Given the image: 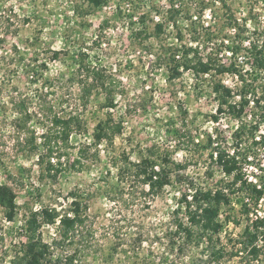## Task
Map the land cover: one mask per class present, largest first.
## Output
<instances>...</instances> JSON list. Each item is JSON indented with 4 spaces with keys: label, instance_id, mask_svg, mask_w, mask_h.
Wrapping results in <instances>:
<instances>
[{
    "label": "rangeland",
    "instance_id": "374dc122",
    "mask_svg": "<svg viewBox=\"0 0 264 264\" xmlns=\"http://www.w3.org/2000/svg\"><path fill=\"white\" fill-rule=\"evenodd\" d=\"M75 4L80 5L79 11ZM6 10L30 15L32 20L0 47V185H12L19 203L13 221L5 218L0 206V264H14L26 241L24 225L30 211L49 207L64 212L73 191L88 213L78 235L69 241L57 235L55 225L44 223L40 228L44 241L52 244L54 257L74 255L69 264H264V233L257 255L240 250L239 242L244 227L264 213V197L256 201L239 185L232 187L229 204L222 205L221 231H196L179 249L183 238L174 234L175 221L183 218L189 223L181 193L230 184L232 178L211 153L218 147L233 151L239 121L229 113L218 114L212 88L218 79L234 85L232 75L196 77L185 70L180 77L168 79L172 47L195 37L203 50L215 46L233 35L231 15L247 23L249 36L255 30L264 32V0H107L95 9L88 0H0V13ZM105 18L108 24L102 29ZM212 31L219 38L208 43L204 35ZM52 50L61 51L58 59H51ZM82 53L88 63L114 74V106L103 108V95L94 92L84 107L76 73ZM23 100L31 115L26 124L20 120ZM49 106L62 115L79 111L88 121L89 131L71 134L69 155L61 159L62 164L56 163V153L42 163L38 157L44 151L49 119L43 113ZM107 112L123 121L122 133L113 143H103L98 156L91 149L83 163L74 166L78 147L92 142L95 125ZM243 115L250 128L256 117L255 133L264 134V111L251 103ZM250 128L239 144L240 151L250 146L240 165L244 179L254 184L250 176L261 181L264 175V147L252 144ZM150 147L167 150L176 161L185 162L187 180L167 186L161 194L148 193L139 178L120 181L115 163L121 164L126 156L136 161ZM49 161L59 170L49 172ZM223 248V256L213 253ZM237 249L238 254H231Z\"/></svg>",
    "mask_w": 264,
    "mask_h": 264
},
{
    "label": "trees",
    "instance_id": "16d2710c",
    "mask_svg": "<svg viewBox=\"0 0 264 264\" xmlns=\"http://www.w3.org/2000/svg\"><path fill=\"white\" fill-rule=\"evenodd\" d=\"M88 2L90 8L95 9L105 4L107 0H88ZM223 5L226 6V2ZM75 9L79 11L80 5H76ZM145 17L143 16L142 22L145 21ZM228 19H230L233 35L221 38L222 40L215 46L210 45L203 50L198 37H195L193 43L183 42L179 47L173 46L169 52V80L180 77L185 70H192L196 77L214 73L217 75L228 74L236 78L234 85H227L222 79H218L213 83L212 88L218 99V114L229 113L239 121L234 132L237 144L233 151L218 147L211 153L224 173L232 178L230 184L227 187L216 188L195 187L190 192L181 193V200L189 223L183 218L175 221L174 234L183 238L179 249L186 247L187 242L193 239L196 231L202 232V234H215L221 231L223 224L219 221V216L222 205L230 202L232 187L239 185V190H249L256 201L264 197V176L261 178V186L258 187L247 182L241 171V155L245 154L246 157L250 146L246 144L243 150H239V144L244 141L245 130L250 128L242 120L243 114L251 103L258 111H264V85L262 83L264 77V32L255 30L249 36L250 30L246 22H241L233 15ZM31 20L32 17L27 14L21 16L8 12V10L0 13V47L8 40L9 35H17L22 26ZM101 24L102 29H105L108 19H103ZM162 26V23L157 25L160 29ZM204 36L208 43L219 38V35L214 31L206 32ZM38 40L39 38L35 37L34 45L38 44ZM60 54L61 51L52 50L51 59H58ZM225 54L230 56L225 59L223 58ZM43 66L47 65L43 64ZM77 72H79L77 82L81 89V100L84 107L87 108L94 92L103 95V108L115 105L117 85L114 74L109 69L88 63L87 54L82 53V58L76 68ZM19 109L20 116H22L20 120L26 124L27 118L29 119L31 115L25 100L20 102ZM43 114L49 119V122L43 133L44 151L40 152L38 157L42 163L46 157L54 158L56 153L58 154L56 163H60L64 156L69 155L67 149L70 147L71 134L89 131L88 121L79 111H70L62 115L53 111V106L47 107ZM254 118L255 124L251 126L249 135L252 144H264V134H261L260 139L256 140L255 130L259 128V121L256 117ZM123 128V121L116 120L111 113L107 112L106 118L96 123L92 132V142L78 147L73 165L82 164V160L88 156L91 149H95V155L98 156L100 154L99 147L105 142L113 143L117 135L122 133ZM213 143V138L209 137V144ZM34 148L38 149L39 146L35 145ZM47 166L49 172L53 169L59 170L52 161H49ZM115 166H117L120 181H128L132 177L139 178L147 187L148 193L152 194H161L167 186L187 180L185 172L187 164L176 161L169 151H161L155 147L141 151L136 161H132L129 156H126L121 164L115 163ZM70 196L69 208L64 212L61 209H50L49 207H41L29 212L24 225L26 241L21 246V251L16 254L14 264H69L73 260L74 255L67 256L65 259L60 256L54 257L52 244L44 241L40 230L44 223L55 225L57 235L64 240L71 241L86 226L88 213L83 200L75 191L71 192ZM0 206L3 208L7 220H15L19 203L17 192L9 183L0 185ZM262 233H264V216L254 218L244 227L239 240L240 250H247L251 254L257 255L260 251L258 241ZM225 252L226 249L223 248L213 253L216 256H223ZM235 252L232 251L231 254H238L239 249Z\"/></svg>",
    "mask_w": 264,
    "mask_h": 264
},
{
    "label": "built area",
    "instance_id": "2783aa9c",
    "mask_svg": "<svg viewBox=\"0 0 264 264\" xmlns=\"http://www.w3.org/2000/svg\"><path fill=\"white\" fill-rule=\"evenodd\" d=\"M256 139H260V135H257V137H256ZM261 145H263V147H264V144H261ZM250 158V157H249ZM253 164H251L250 166H252ZM255 168H256V170H257V172H262V169L261 168H257V166L255 165ZM264 176V175H263ZM250 179V182H253L255 185H257L258 187H260L261 186V181H260V179L258 178V176H256V175H252V176H250L249 177ZM264 216V213H261V212H259L258 214H256L255 215V218H258V217H263Z\"/></svg>",
    "mask_w": 264,
    "mask_h": 264
}]
</instances>
